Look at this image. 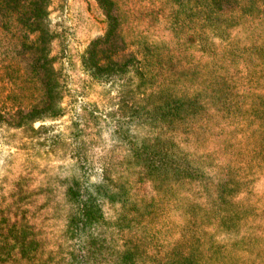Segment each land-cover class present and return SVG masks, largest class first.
Wrapping results in <instances>:
<instances>
[{
    "label": "trees",
    "instance_id": "obj_1",
    "mask_svg": "<svg viewBox=\"0 0 264 264\" xmlns=\"http://www.w3.org/2000/svg\"><path fill=\"white\" fill-rule=\"evenodd\" d=\"M6 1L22 7L10 26L40 71L39 101L16 126L37 132L44 127L33 122L66 114L64 95L75 101L53 49L54 0ZM95 1L104 27L80 54L85 78L75 94L99 91L103 109L82 104L61 136L74 145L90 131L85 156L106 146L105 128L111 147L98 158L100 179L81 178L92 160L73 150L77 175L31 187L16 174L0 196V264H264V195L255 198L250 178L264 170V8L164 0L170 10L114 11L112 0ZM117 40L138 46L141 59L115 60ZM3 48L7 55L9 40Z\"/></svg>",
    "mask_w": 264,
    "mask_h": 264
},
{
    "label": "rangeland",
    "instance_id": "obj_2",
    "mask_svg": "<svg viewBox=\"0 0 264 264\" xmlns=\"http://www.w3.org/2000/svg\"><path fill=\"white\" fill-rule=\"evenodd\" d=\"M112 1L114 2V11L117 9L131 11L143 6L147 7L148 4L151 9L156 10L159 7L170 10L172 7V3L166 4L164 0H144L142 3H139V0ZM256 3L264 8V0H258ZM10 5L11 3L6 0H0V30L9 31L7 39L0 40V54H3L1 57L5 59L0 63V196L11 187L15 175L20 172H23L22 175L26 177L24 182L31 187L49 177H52L51 182L55 183L58 176L68 175L69 172L77 175L76 173H79L75 164L77 160L72 156L71 150L75 155H80L81 161L85 159L83 158L85 156L92 160L90 167H82L80 174L83 177L81 178L86 179L89 183L98 182L100 179L99 171H97L99 168L97 167L99 165L98 158L105 156L111 147V140L105 128L101 131V137L106 146L101 148L98 145H93L85 150V156L79 147H81V141L87 144L93 140L90 131L86 130L83 136L77 138L74 145L61 136V133H67L66 127L70 125V121L76 120L75 114L82 104H95L99 109H103L100 100L102 96L96 94L99 91L90 90L85 97L75 94L81 81L79 78H85L80 70V54L89 37L99 28L104 27L98 12V5L95 0H54L51 6L55 11L51 17L50 25L60 34V38L53 41V49L54 52L61 51V55L63 54L62 64L67 75L66 88L74 94L75 101L69 102L71 97L64 95L62 106L65 108L66 114L57 120L33 122V129H38L41 125L44 127L37 132L26 127L16 126L22 111L28 109V105L33 101H39L38 74L40 71L31 68L32 55L28 54L21 43L19 44L17 40L20 35L10 26L12 19L9 14L11 11L19 13L18 11L22 10V7L13 9ZM2 37L0 34V38ZM8 40L10 51L5 55L3 47L8 43ZM127 40L132 41L131 38H127ZM113 46L115 60L122 61L131 56L141 59L139 47L135 44L124 46L117 40ZM58 57L60 58V55ZM235 68L241 72L242 65L239 64ZM112 91L114 93V90ZM113 93L112 95H114ZM55 141H60L59 149L56 152L52 151L54 145H59L54 144ZM211 149L215 151L219 162L227 160L228 156L226 153H222V147L217 149L211 147ZM247 156L250 155L243 154L242 165ZM85 165H88L87 161ZM250 178H254L251 192L255 198H260V195H264V170L257 166L254 176ZM244 195L241 194L239 197Z\"/></svg>",
    "mask_w": 264,
    "mask_h": 264
}]
</instances>
